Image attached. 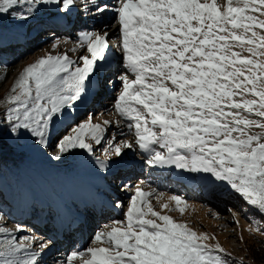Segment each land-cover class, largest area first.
<instances>
[{
	"label": "snow or ice",
	"instance_id": "1",
	"mask_svg": "<svg viewBox=\"0 0 264 264\" xmlns=\"http://www.w3.org/2000/svg\"><path fill=\"white\" fill-rule=\"evenodd\" d=\"M75 4L0 0V21L26 22L52 6L67 16ZM95 10L103 14L108 5ZM114 11L125 68L115 110L134 140L110 144L96 161L100 169L138 149L153 168L210 174L264 214V0H117ZM78 47L87 52L78 60L46 55L22 71L4 100L0 137L19 143L30 136L47 147L54 120L82 100L107 61L108 33L82 31ZM91 119L60 141L61 155L76 148L94 154L86 137L99 145L105 127ZM187 207L178 196L137 186L125 219L98 231L67 264H226L219 244L205 242L215 237L164 214ZM0 235V264H39L47 248L32 251L35 238L18 240L4 227Z\"/></svg>",
	"mask_w": 264,
	"mask_h": 264
},
{
	"label": "rangeland",
	"instance_id": "2",
	"mask_svg": "<svg viewBox=\"0 0 264 264\" xmlns=\"http://www.w3.org/2000/svg\"><path fill=\"white\" fill-rule=\"evenodd\" d=\"M108 7L110 11L115 8L109 3ZM82 9L84 10L87 8L83 7ZM54 13H57L54 6L51 7V10L48 8H41L39 14L36 15L34 19L25 22L7 17V19H10L8 22L10 25L5 24L1 26L0 72L2 75L7 74V76L5 78H0V104H2V100L4 101L2 95L12 88L22 71L29 65L35 63L38 59L46 55L55 56L66 54L70 59L78 60L81 55L87 54L86 49L78 47L79 36L75 35V33H78V30L75 33H69V36L74 38L70 39V41H64L65 36L60 35V33L58 37L62 38H57L55 40L47 35L48 32L43 36L41 34L38 35L39 28L37 29V27L33 26H39L37 23L42 21L52 22L50 18L54 17ZM81 13L85 16L90 12L84 14L81 11ZM81 13L79 12V15H81ZM62 14L63 13H59V15ZM100 17L106 18V15ZM84 18L80 17V21L84 22V24H89L90 21L88 22L84 20ZM115 19L116 15L112 21L113 24L117 23ZM91 30L92 29L89 27L82 29V31ZM57 41V46L53 48V44ZM73 49H75V51H73ZM118 55L122 57L123 54L120 51ZM123 69L124 62L122 61L120 64L116 65V70L113 71V74L107 75L109 84L119 80L118 77L124 73ZM118 86L122 89L121 83L118 84ZM106 90L112 92L114 91V86L112 85V87ZM99 94L100 98L96 99V102H94L91 107L99 108L103 106L104 109L106 108L105 110L111 109L112 106L108 105V103H102L104 101H102V98H113L114 95L111 96L108 94L105 96L102 92ZM81 102H77L72 109L65 110L62 116L54 120L50 129L47 147L35 143V138L30 136L19 143H16L13 137L3 136L4 140L10 141V143L15 146L9 151L7 146L10 144H6L7 146H5L3 143L6 142L0 140V156L5 155L6 157L14 158H8L10 161L7 164L9 167H6L8 173H0V227H4L15 234L18 240L24 236L35 238L31 249L32 251L39 252L40 245L47 244V248L41 252L39 264H67L68 256L75 252L72 247L82 244L83 247L81 251L83 252L89 246H92L93 238L98 231L105 230L106 227L112 225L114 221H123L125 219V213L130 198L135 194V188L137 186L146 192H151L155 189L157 192L163 193L165 198L175 195L186 201L188 207L183 215L178 211L172 213H167L165 211L164 214L171 215L173 219L178 222L188 223L198 233H206L209 237H215V239H210L205 242L212 246L219 244L224 251L217 254L223 258L226 264H231V261H236L237 264V261L240 260L253 264H264L261 258L259 259L257 255L254 256L256 253H253L249 247V245L252 244L253 246L264 248V216H261V218L249 217L245 214L243 216L241 215L243 214V210L240 208L235 211L236 213L239 211L240 215L236 217H226L223 209L215 207L217 206L215 200H213L216 198L215 196L222 199V204L230 203L232 205H238L244 200L229 186L223 182L216 181L210 174L189 173L180 169H177L176 172H167L170 170L167 168H163L159 171L161 168L157 167L159 170H156V168L146 163V158L138 149H125L124 156L127 158L113 157L112 160L116 158L119 162L128 159L126 160L127 163H136L137 166L131 170L134 172V176L140 172L137 170V167L144 170L145 175L142 174L139 180L135 178V180L137 179L139 182H136L133 188L128 189L126 187L125 182L129 183V180L124 177V173L128 172L127 174L130 175V172L125 169L122 170V166L119 168L118 172L116 171L109 176L103 173H98V175L93 174V176L89 174L81 175V168L83 170H88L89 173L101 171L98 164L88 165L87 161L103 160L105 149H108L110 144H118L125 140H134V136L127 127V122L116 113L115 109L102 112L100 110H90L91 108L89 107L88 110L84 111L81 108ZM4 110L3 106L0 105V115L4 113ZM90 117L92 118L91 122L93 124H101L105 127L103 139L99 145L86 137V142L91 143L94 150V154H91L92 158H88L90 154L86 150L80 148L70 149L61 155L58 147L60 141L65 136L73 135L74 133L72 130L78 125L87 122ZM105 120L110 121V124L104 125L103 122ZM117 121H119V123H117ZM57 155H61L59 160L55 159ZM94 155H96L97 158H94ZM181 171L184 172V174L180 173ZM76 176L80 178H76ZM173 176H175V179L172 178ZM73 177H75L76 183ZM106 177H114L111 178L112 182L108 187L112 189H110L111 192H116L118 195H116L117 197L113 195V199L112 201L110 200L111 202L108 205L114 209L115 215L110 217L109 213L104 216L105 218L102 217V219H99L98 222L94 224V220L92 219L96 218V212H101L102 206L101 210L94 209L92 208L93 206L91 208L85 206H87L92 199L99 201V205H101V201L105 202L103 197H107V195L110 194L105 189L96 190V187L107 185V181L102 182ZM72 178L74 179L73 182L70 181ZM169 181L173 182V185H178V187L173 191H168L167 183ZM80 182L90 185L89 188H95L94 191H90L92 193L88 197V199H90L88 203L85 202L81 204L83 206L78 203V200L71 198L75 196V194H78L75 187L78 188L79 186L83 188ZM76 184L78 185L76 186ZM215 184H219V187L223 189L220 193L213 191L210 193L212 196L208 195L207 198L212 197V200L207 199V202L213 205L210 209V207L202 204V198H204L203 192L206 189L209 190ZM179 189H182L180 190L182 191L181 193H179V191L177 192ZM93 192H97L96 194L98 197L92 196L94 194ZM100 195L103 197H100ZM187 195L188 197L185 198L184 196ZM32 199L34 201H32ZM216 200L218 201V199ZM33 202L35 204H33ZM116 203H119V205L123 207L120 214L115 212ZM152 203L156 209L159 210V205H157L155 199L152 200ZM109 206L107 210H103L102 212L105 213V211L112 210ZM172 206L174 207V204ZM84 209L86 211H84ZM69 213H72L76 218L81 215H86L88 220L84 221H88V223H77L79 226L76 225L75 218H70ZM58 217L62 221V224H59V226L56 223L58 222ZM17 225L21 228L19 232L16 231ZM53 226L59 227V232L63 231L66 235L68 234V227L71 229L73 228V230L75 227L77 229L73 232L78 234L77 238L71 242L72 244L69 243L67 249L60 251L61 257H59V254L52 255V252L54 253L61 249L60 245L56 247L53 245L56 243L55 238L59 235V233L57 235V232L51 231L50 228ZM87 227H91L92 229L88 233L86 230ZM2 238L3 236L0 235V239ZM86 239L87 241L85 242ZM53 246L55 249L53 248L52 251L49 252V256L44 258V253L46 254Z\"/></svg>",
	"mask_w": 264,
	"mask_h": 264
},
{
	"label": "bare ground",
	"instance_id": "3",
	"mask_svg": "<svg viewBox=\"0 0 264 264\" xmlns=\"http://www.w3.org/2000/svg\"><path fill=\"white\" fill-rule=\"evenodd\" d=\"M107 1L108 0H95V4L101 3V4H107L108 5ZM113 3L115 4L113 6L116 7L117 6V0H113ZM95 4L93 3V0H76V4L72 7L70 13L67 14V16L69 15V17H70V19H68L69 23L67 22L65 24H57L58 21H60V20H62L64 18L66 19L67 16H65L64 14L59 15V13L58 14L55 13L58 16H54V17L50 18V20H52V22L51 21H47V22L42 21L40 23L39 22L37 23L38 25L42 26V27H39V29H38V35L41 34L43 36V35L47 34V31H55V30L62 31L60 33H65L64 35H66V31H68L67 32L68 35H66V36H68V38H69V33H75L79 29V26H80V28H84V27H86L88 25V23L84 24V22L80 21V17L81 16L78 14V11L79 10L81 11L83 7L87 8L86 9V13L87 12H90V13H87V15H85V16L83 15V18L85 17L84 20H87L88 22L90 21L89 23L93 24L92 26L91 25L90 26L91 27H96L98 29L97 31L99 33L103 34L106 31L108 33V37H109V52L107 54V57H108L107 61L103 63L102 70L98 69L97 72L94 74V76L90 78V81L92 79L96 80V79L101 77V82H102L103 86H102V89L99 91V93L102 92L103 95H105V96H107L108 94L111 95V96L112 95H114V96H113V98H111V97L107 98V99H105L102 102L104 104L105 103H110L108 105L112 106L111 109L105 110L106 108L104 109L103 106H101L99 108L98 107L97 108H94V107L92 108L91 106L93 105L94 102H96V99L100 98V94L99 93L88 94L87 93L88 88H86V92H85V94H84V96H83V98L81 100L82 102L79 101V103L80 102L82 103V107L81 108L84 111L88 110L89 107H90L91 108L90 110L94 109L95 111H99L100 110L102 112H107L109 110L115 109V104H116L117 98L120 95V92L122 90L118 86V84L121 83L119 80H116L114 83L109 84V82L107 81V79H108L107 77L114 73L113 71L116 70V65L120 64L123 61V59H122V57L120 55H118V52L121 51V49L117 46V43H118V40H119V30H118L119 29V25L118 24L117 25L113 24V22H112L114 17H115V15H116L115 11H114L115 8L114 9L112 8L113 9L112 11L108 10V11H106L103 14H97L96 10H95ZM102 15H106V18L103 19V18L98 17V16H102ZM110 17H113V18H110ZM75 35L79 36L78 33H75ZM71 39H74V38H71ZM114 65H115V67H114ZM118 69H121V68H118ZM123 71H125V68L123 69ZM113 80H114V78H113ZM87 83H89V82H87ZM112 85L114 86V91L109 92L108 90H106L107 88L112 87ZM90 157L92 158L91 155L88 156V158H90ZM94 158H97V157H94ZM130 164H132V163H130ZM133 165H134V167L137 166L136 163H134ZM87 167H89V166H87ZM124 169H127V166H122V170H124ZM167 169H170V167L167 168ZM161 170L162 169H160L159 171H161ZM127 173L128 172H125L124 174H127ZM107 175L109 176V174H107ZM73 178L75 179V177H73ZM73 178L70 179L71 182H73V180H74ZM76 178H80V177L76 176ZM137 179L134 182H132L130 187L134 186V184L137 181ZM74 181H76V179ZM110 182H111V180H110ZM70 184H72V183H70ZM81 184L83 185L84 183H81ZM77 185L78 184H76V186ZM82 187L83 188L78 186V188L75 187V189L77 191H82L83 193H85L86 198H88L89 195H91V193H92V192H90L91 190L89 189L90 185L85 184ZM108 190H109L111 196L115 195V197H117L116 195H118V194L116 192H111L110 189H108ZM92 191H94V189ZM93 193L94 194L92 196L98 197V195L96 194L97 192H93ZM104 200H105V202L101 201V205H99V206H97V205L95 206L94 205L92 207L94 209L101 210V206H102L101 212H98V213L96 212L95 213V217L96 218L92 219V220H94V222H93L94 224H96L99 219H102V217L107 215L106 211H105L106 214L103 213L102 211L108 209V206H109L108 204L110 203L111 198L107 197V199L104 198ZM32 201H34V200L32 199ZM33 204H35V203L33 202ZM79 204L81 205L82 202L80 201ZM81 206H83V205H81ZM109 208H110V206H109ZM231 210H233V212L237 211L235 208H232ZM110 212H112V210H108V213H110ZM76 225H78V224L76 223ZM76 230H77L76 227H75L74 230H73V228L71 229V228L68 227V232H67L68 234L66 235L65 232H63V231L59 232V229H58L57 235H58V233H59V235H58L57 238H55L56 239V243H54L55 244L54 246L56 247L57 245H60L61 249L58 250L57 252H54V253L52 252V255L59 254V257H61L60 251H62L64 249H67L69 243H71L75 238H77L78 234L73 233ZM86 230H87V233H88L92 229H91V227H87ZM54 246L51 247L49 251H47V253L45 254L44 258L49 256V252L52 251L53 248L55 249ZM81 250H82V248L78 249V252H82Z\"/></svg>",
	"mask_w": 264,
	"mask_h": 264
},
{
	"label": "trees",
	"instance_id": "4",
	"mask_svg": "<svg viewBox=\"0 0 264 264\" xmlns=\"http://www.w3.org/2000/svg\"><path fill=\"white\" fill-rule=\"evenodd\" d=\"M9 21H10V19H7V17H4L3 20L0 21V30H1V26H4L5 24L10 25L8 23ZM6 76H7V74L2 75L1 72H0V78H3V77L5 78ZM9 92H10V90L6 91V93L2 95V99L5 100L6 97H7V95L9 94ZM0 105L3 106V108L5 109L4 110V112H5L7 105L4 104V101L3 100H2V104H0ZM0 140L6 142V143H3V145H5V146H7L6 144H10V145L7 146L8 149H9V151L15 147L14 145H12L10 143V141L4 140L3 137H0ZM8 158L14 159L12 157H6L5 155L0 156V173H3V174L8 173L7 172V169H6V167H9L7 165L8 162H10ZM222 189H223L222 187H219V184H215L209 190L206 189L203 193L205 195H207V196L208 195L209 196H212V194H210L211 192L215 191L217 193H220V191H222ZM241 206L244 209V214L247 215V216H249V217L261 218V216H264V214H261L258 211H256L255 209H253L245 201L244 202H241ZM249 247H250V250H252L253 253H256V254H254V256L257 255L259 259L261 258V260L264 261V248H259V247L253 246L252 244H250ZM232 263L236 264V261H234V262L231 261V264ZM237 264H253V263L247 262V261H244V260H240V261H237Z\"/></svg>",
	"mask_w": 264,
	"mask_h": 264
}]
</instances>
